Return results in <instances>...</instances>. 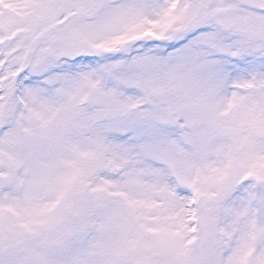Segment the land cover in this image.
<instances>
[{
	"label": "snow or ice",
	"instance_id": "obj_1",
	"mask_svg": "<svg viewBox=\"0 0 264 264\" xmlns=\"http://www.w3.org/2000/svg\"><path fill=\"white\" fill-rule=\"evenodd\" d=\"M0 264H264V0H0Z\"/></svg>",
	"mask_w": 264,
	"mask_h": 264
}]
</instances>
